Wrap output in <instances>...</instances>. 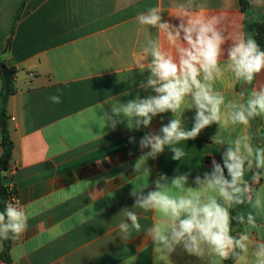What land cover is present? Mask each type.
Masks as SVG:
<instances>
[{"label":"crops","instance_id":"0c3cea01","mask_svg":"<svg viewBox=\"0 0 264 264\" xmlns=\"http://www.w3.org/2000/svg\"><path fill=\"white\" fill-rule=\"evenodd\" d=\"M22 2L0 0V55L8 67L18 68L17 92L7 107L14 149L0 180L6 188L15 187L20 205L30 214L27 230L13 241L12 264H154L146 232L158 222L156 213L135 209L141 229L132 230L127 240L119 235L118 225L126 220L122 210L135 201L129 195L133 186L147 192L159 174L171 178L190 171L189 186L195 187L192 180L210 171L211 158L221 159L224 148L212 142L216 134L225 141L245 134L255 147L264 148V116L247 127L218 130L213 124L196 139L176 145L186 153L181 161H174L165 148L134 171L142 155L140 138L149 131L159 132L173 114L154 117L149 128L130 130L125 121L113 130L104 125L103 112L95 106L115 98L126 103L137 94L154 95L140 88L148 73L138 70L145 62L141 47L145 35L135 17L159 5L165 20L178 23L171 16L176 12L172 5L183 0H27L14 29ZM249 2L264 15V0ZM194 3L197 11L218 17L229 33L245 36L239 0ZM261 84L264 72L253 85H233L226 74L214 87L232 99ZM53 95L61 102L53 103ZM104 110L110 113L111 105L104 104ZM194 115L195 110L183 113L182 122L189 130ZM144 167L151 169L148 177ZM256 187L264 199V180ZM250 210L247 204L237 206L238 212ZM257 225L254 234L264 238V208ZM4 244L0 241V255ZM170 261L202 264L179 248ZM0 264L6 263L0 259Z\"/></svg>","mask_w":264,"mask_h":264},{"label":"clouds","instance_id":"9594fccd","mask_svg":"<svg viewBox=\"0 0 264 264\" xmlns=\"http://www.w3.org/2000/svg\"><path fill=\"white\" fill-rule=\"evenodd\" d=\"M172 6L176 12L171 16L178 23L165 20L159 5L135 17L145 35L141 45L145 62L138 65V70L148 73L140 88L154 95L137 94L126 103L115 98L95 106L103 112L104 125L113 130L125 121L130 130L149 128L154 117L173 114L159 132L149 131L140 138L142 155L134 171L140 170V162L156 159L165 148L170 149L174 161H181L186 153L176 145L196 139L213 124L218 130L247 127L253 119L264 116V84L232 99H226L224 92L214 87L226 74H230L233 85H253L264 72V50L257 41L250 35L229 33L218 17L197 11L194 0ZM50 99L61 102L59 96ZM104 104L111 105L110 113L104 110ZM186 110H195L190 130L182 122ZM130 142L135 143V138L130 137ZM212 142L224 148L221 159L211 158L210 171L192 180L195 187L189 186V171L171 178L159 174L152 190L145 192L134 185L129 193L135 201L131 208L122 210L126 220L118 225L119 235L127 240L132 230L141 229L135 209L156 213L158 222L146 232L153 245L154 264H171L170 258L178 248L202 264L229 260L232 264H264V238L253 231L264 208L256 187L264 180V148L255 147L245 134L228 141L216 134ZM142 172L148 177L151 169L144 167ZM245 204L250 211L233 215L232 209ZM29 219L25 207L6 201L0 211V241L19 239ZM233 221L242 226L236 234Z\"/></svg>","mask_w":264,"mask_h":264},{"label":"trees","instance_id":"16d2710c","mask_svg":"<svg viewBox=\"0 0 264 264\" xmlns=\"http://www.w3.org/2000/svg\"><path fill=\"white\" fill-rule=\"evenodd\" d=\"M26 1L27 0H23L21 8L16 15L14 29L23 13ZM239 2L242 11L245 14V36H252L260 45L261 49L264 50V15H258L253 10L249 0H239ZM11 43L12 38L9 40L7 48H10ZM17 73L18 68L8 67L0 55V76L2 80V89L0 92V147L2 148V155L0 157V173L7 170V166L13 155L14 144L8 127L9 115L7 107L10 97L17 92V88L15 86V78ZM8 198L9 189L4 187L0 180V206L2 211L5 207V202H8ZM237 212V207L232 209L233 215H235ZM241 227L242 226L237 225L236 222L233 221V234H236V232L240 230ZM13 241L14 240L5 241L3 251L0 255L1 261L5 262L6 264H12L10 252ZM224 264H232V261H224Z\"/></svg>","mask_w":264,"mask_h":264},{"label":"built area","instance_id":"2783aa9c","mask_svg":"<svg viewBox=\"0 0 264 264\" xmlns=\"http://www.w3.org/2000/svg\"><path fill=\"white\" fill-rule=\"evenodd\" d=\"M8 189H9L8 202H12L16 204L17 206H21L19 203V198H18L17 190L15 189V187H10Z\"/></svg>","mask_w":264,"mask_h":264}]
</instances>
